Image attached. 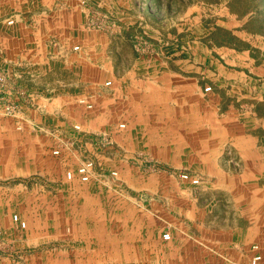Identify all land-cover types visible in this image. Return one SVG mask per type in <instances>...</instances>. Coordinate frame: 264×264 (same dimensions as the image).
I'll return each mask as SVG.
<instances>
[{"label": "rangeland", "instance_id": "1", "mask_svg": "<svg viewBox=\"0 0 264 264\" xmlns=\"http://www.w3.org/2000/svg\"><path fill=\"white\" fill-rule=\"evenodd\" d=\"M213 32L264 95V0H0V264H264V179L220 197L183 98L136 94Z\"/></svg>", "mask_w": 264, "mask_h": 264}, {"label": "crops", "instance_id": "2", "mask_svg": "<svg viewBox=\"0 0 264 264\" xmlns=\"http://www.w3.org/2000/svg\"><path fill=\"white\" fill-rule=\"evenodd\" d=\"M150 1L153 3V0ZM149 10L148 15L155 14ZM213 34L197 41L200 46H196V49L193 46L183 50L173 48L171 62L169 60L168 63L161 62L160 66L155 63L144 67L152 72V76L146 79L136 77V94L141 100L142 95L151 90L154 100L159 103L161 95L166 94L168 102L177 105L176 98H183L185 105L177 110L199 118L200 130L212 134L208 137L210 141L207 148L214 150V154L216 151V154H220V197H226L237 195L238 190L241 192L243 188L249 189V185L258 188L259 182L264 179V95L242 94L241 86L250 79L242 76L240 62L237 63L241 56L240 48L228 41L211 40ZM232 35L239 36L233 31ZM251 63L255 65L258 61ZM208 85L212 86V90L204 92V86ZM128 93H122L121 98L126 97L128 100ZM171 107L176 108V105ZM227 143L234 145L242 155L244 171L241 174L226 171L222 167L221 157ZM211 154L209 152L208 156L212 157ZM234 227L239 230L237 225ZM260 228L264 229V222L258 223L256 218L250 220V236L247 241L239 242L250 244L253 230ZM241 230L243 233L244 229Z\"/></svg>", "mask_w": 264, "mask_h": 264}, {"label": "built area", "instance_id": "3", "mask_svg": "<svg viewBox=\"0 0 264 264\" xmlns=\"http://www.w3.org/2000/svg\"><path fill=\"white\" fill-rule=\"evenodd\" d=\"M209 90H211V87L210 86H206L205 87V91H209ZM230 161L233 163V164H237V162H236V160L234 159V158H230ZM69 176L71 177V174H69ZM16 219H17V216H16ZM259 257H256L255 259H254V264L256 263V261H257V259H258Z\"/></svg>", "mask_w": 264, "mask_h": 264}]
</instances>
